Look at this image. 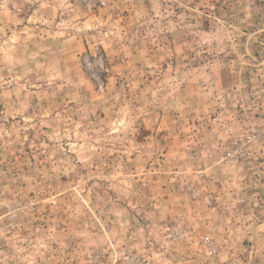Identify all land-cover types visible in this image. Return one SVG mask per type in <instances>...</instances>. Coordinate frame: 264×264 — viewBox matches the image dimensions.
Masks as SVG:
<instances>
[{
  "label": "rangeland",
  "instance_id": "obj_1",
  "mask_svg": "<svg viewBox=\"0 0 264 264\" xmlns=\"http://www.w3.org/2000/svg\"><path fill=\"white\" fill-rule=\"evenodd\" d=\"M0 264H264V0H0Z\"/></svg>",
  "mask_w": 264,
  "mask_h": 264
}]
</instances>
